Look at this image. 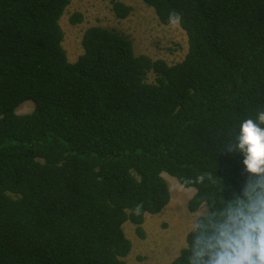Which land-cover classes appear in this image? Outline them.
<instances>
[{
  "label": "trees",
  "instance_id": "16d2710c",
  "mask_svg": "<svg viewBox=\"0 0 264 264\" xmlns=\"http://www.w3.org/2000/svg\"><path fill=\"white\" fill-rule=\"evenodd\" d=\"M143 1L164 25L179 15L181 62L137 55L102 26L70 62L60 20L71 0H0V264H128L124 225L146 237V215L171 200L164 173L195 188L191 212L247 182L225 147L264 109V0ZM26 101L34 110L18 114ZM192 236L169 264H188Z\"/></svg>",
  "mask_w": 264,
  "mask_h": 264
},
{
  "label": "rangeland",
  "instance_id": "374dc122",
  "mask_svg": "<svg viewBox=\"0 0 264 264\" xmlns=\"http://www.w3.org/2000/svg\"><path fill=\"white\" fill-rule=\"evenodd\" d=\"M121 1L133 8L126 19L116 17L111 0H71L60 20L65 33L63 46L70 62L77 61L83 53V35L91 26H102L128 36L137 55L146 54L169 64L181 62L186 57L188 36L179 22L174 25L162 24L154 8L143 0ZM75 12L83 14L82 23H71L70 18ZM148 77L150 82L155 79L153 73ZM34 108L32 101H26L17 112L28 114ZM163 176L169 184L171 200L162 212L146 215L143 225L146 237L141 238L132 223L124 225V231L133 243L131 253L125 258L128 264H169L187 246V235L193 230L194 222L207 211V207L202 205L197 212H191L188 202L194 196L195 188L183 187L167 173Z\"/></svg>",
  "mask_w": 264,
  "mask_h": 264
},
{
  "label": "clouds",
  "instance_id": "9594fccd",
  "mask_svg": "<svg viewBox=\"0 0 264 264\" xmlns=\"http://www.w3.org/2000/svg\"><path fill=\"white\" fill-rule=\"evenodd\" d=\"M179 20L169 14L171 24ZM225 149L243 157L248 180L240 193L194 222L188 264H264V109L241 122ZM203 181L199 176L194 182Z\"/></svg>",
  "mask_w": 264,
  "mask_h": 264
}]
</instances>
